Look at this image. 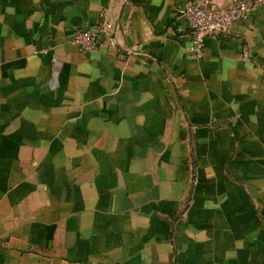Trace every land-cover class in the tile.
Returning <instances> with one entry per match:
<instances>
[{"label": "crops", "instance_id": "0c3cea01", "mask_svg": "<svg viewBox=\"0 0 264 264\" xmlns=\"http://www.w3.org/2000/svg\"><path fill=\"white\" fill-rule=\"evenodd\" d=\"M190 1L0 0V264H264V9Z\"/></svg>", "mask_w": 264, "mask_h": 264}, {"label": "built area", "instance_id": "2783aa9c", "mask_svg": "<svg viewBox=\"0 0 264 264\" xmlns=\"http://www.w3.org/2000/svg\"><path fill=\"white\" fill-rule=\"evenodd\" d=\"M212 3V0H191L178 13V17L187 23L192 36L190 52L198 58L203 56L208 37L223 34L233 23L248 19L254 9H264V0H236L219 9L214 8ZM109 28V24H100L80 31L74 42L84 52H91L101 45L104 38H108ZM130 51L128 50L129 53ZM43 53L47 51L44 50Z\"/></svg>", "mask_w": 264, "mask_h": 264}]
</instances>
